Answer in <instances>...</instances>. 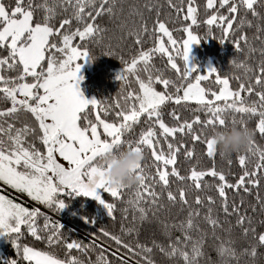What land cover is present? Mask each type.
I'll return each mask as SVG.
<instances>
[{"label":"snow or ice","instance_id":"6c2138e0","mask_svg":"<svg viewBox=\"0 0 264 264\" xmlns=\"http://www.w3.org/2000/svg\"><path fill=\"white\" fill-rule=\"evenodd\" d=\"M166 2L174 10L175 20L182 22L181 27L170 29L168 23L160 19L162 5L144 4V8L155 10L154 23L149 29L143 13H138L141 25L128 35L140 47L129 60L120 57L124 65L116 77L121 82L120 91L109 102L85 96L81 89L84 79L81 72L85 63L93 61L88 42H99L97 38H102L104 29L96 23L97 18L105 14L114 16L116 0H41L35 4L33 0H12V3L0 0V102L7 105L0 107V185L26 193L33 201L55 212L67 206L60 198L62 194L91 197L107 209L111 219H115L116 204L106 200L104 194L119 200L128 188H112L109 185L105 178L109 165L104 164L103 159L110 150L148 149L156 164L155 176L145 174L142 164L137 169L140 182L136 186L135 200L128 203L139 212L141 221L147 219L149 209L141 204L149 199L152 205L158 203V193L152 184L147 183L149 179L154 180L167 189L169 201H179L190 208L187 219L179 223L181 236L170 239L167 247L156 241H152V247L139 242L132 245L122 235L103 228L100 229L102 236L131 254L133 260L141 257L143 264H156L152 258L154 248L171 260L200 264V259L205 256L204 244L208 234L194 223L193 217H198L200 211L199 208L191 209L187 189L181 187L174 193L170 188V177L188 182L198 192L207 186L205 179L210 178L211 186L222 198L225 216L236 215V225L243 236L251 233L254 241L238 251L234 240H221L216 248L219 264H239L241 257L254 262L258 248L264 247V232L256 231L252 226V217L246 212L241 214L239 205L234 201L230 206L227 190L250 193L255 188L256 200L264 211V198L259 193L264 180V148L258 146L255 140L251 142L248 154L257 157L251 168L249 155L237 153L242 174L235 183H231L226 173L215 166L217 153L213 140L210 135L202 139V133L229 124L248 127L249 120L256 118L254 131L264 136V47L259 49L262 59L255 66L244 61H232L236 68L243 70V78L235 74L222 76L213 66H209L206 72H200L199 66L191 64L190 59L192 46L204 38H213L214 28L222 34L221 43L231 37L236 51L242 52L244 48L249 53L257 51L242 29L255 28L257 35L253 39H260L264 44V37L261 36L264 34V12L258 10L264 8V0H206L203 20L200 19L196 0ZM58 6L63 12L69 9L71 12L57 23V16L60 15ZM37 11L43 13L41 18H36ZM249 14L256 23L248 18ZM201 24L208 29L206 37L194 32V28H199ZM174 31H182L186 38L177 41ZM238 32L241 34L236 35ZM145 34L152 39L149 48L143 46ZM112 54L111 50L107 53L109 56ZM157 56L166 58L165 68H156L154 58ZM178 60L183 63H178ZM167 72H174L175 77L167 75ZM132 80L136 88L130 87ZM233 80L238 82L236 88L231 86ZM169 103L176 106L194 103L192 111L204 113L205 117L202 119L196 114L191 120H182L173 108L169 116L176 123L170 125L162 111ZM21 114L32 123L20 121ZM228 114H231L230 119ZM142 120L148 126L139 137L126 139L125 134ZM18 122L20 126H17ZM196 125L200 126V133ZM178 136H190L192 141L204 143L206 155L213 161L212 167L198 169L194 165L187 175L181 174L177 167L179 154L183 151L185 159L190 160L195 155V147H186L183 141L175 142ZM29 137L33 139L29 140ZM37 141L40 147H37ZM206 200L209 205L216 202L210 195ZM194 203L198 206L203 204L199 195L195 196ZM212 212V208L208 207L204 219L215 235V229L221 224ZM40 217L44 221L43 230L48 233L46 237L38 234ZM133 218L136 219L135 216ZM261 223L264 224V221ZM63 228L39 207L29 208L0 194V235L8 234L17 255L29 264H84L78 256L72 255V251H94L96 240L88 245L79 240L69 242L62 233ZM24 229L37 240L46 239L49 247L62 246L65 258L53 251L21 245L19 237L24 234ZM194 230L200 235L194 236ZM133 231V228L121 227L124 235ZM100 247L102 250L96 262L90 260L89 264H111L104 255L103 246ZM111 255L119 264H130L126 255L117 251ZM10 264L19 262L13 259ZM135 264H141V261L136 260Z\"/></svg>","mask_w":264,"mask_h":264},{"label":"trees","instance_id":"16d2710c","mask_svg":"<svg viewBox=\"0 0 264 264\" xmlns=\"http://www.w3.org/2000/svg\"><path fill=\"white\" fill-rule=\"evenodd\" d=\"M12 3V0H8ZM41 0H33V3H40ZM146 2H151L154 4L162 5L161 20H165L168 23L170 29H179L181 27V21L175 20L174 10L170 9L167 5L166 0H116L115 15L109 16L107 14L98 17L96 23L104 29L102 33V38L98 37L99 42L89 41L88 48L93 57V71L87 73L86 79L84 81V88L88 94L95 95L98 99H107L109 102L114 100L117 93L120 91V81L116 79L117 74L123 69L124 65L121 63L120 57L123 56L125 60H129L133 55L137 53L139 45L134 43V38L128 35L129 32L133 30H138L141 25V16L138 13H143V18L147 22L149 29H151L155 20V10H148L144 8ZM199 5L200 19L205 18L204 7L206 0H196ZM264 12V8L258 9ZM57 11L60 13L57 16L56 22L58 23L60 19L65 16L70 15L71 9L68 12H63L62 8L57 7ZM172 13V16H169ZM243 14V13H241ZM43 13L41 11L36 12V18H41ZM249 19L254 18L249 14ZM208 29L206 26L201 24L199 28H194V32L199 34L201 37H206ZM243 33H246L249 37V42L252 47L256 48L257 51L249 53L247 48L244 51H236L231 37L221 43V32L218 28L213 29V38H204L198 45V57L200 61L204 62L206 59L213 57L215 62V67L218 68L219 73L222 76H232L239 75L243 78L244 73L242 69L236 68L232 61L235 60L236 63L244 61L252 66H255L260 59H262L259 49L264 47L260 39H253L257 35L255 28L245 27L242 29ZM174 38L177 41H181L185 38V33L182 31H174ZM238 32L236 35H240ZM264 37V34H261ZM144 48H149L152 46V39L149 35H144ZM111 50L113 53L111 56L107 53ZM178 63H183L182 60H178ZM154 64L156 68H165L166 58H160L159 56L154 58ZM167 75L175 77L174 72H167ZM143 75V73H141ZM237 81H231V86L233 88L237 87ZM206 86L214 87L213 85L207 84ZM131 88H136L137 85L134 80L130 85ZM254 98V97H253ZM4 102H0V107H6ZM175 108L176 111L181 115V119L191 120L196 114L201 115L203 119L205 117L204 113H195L192 111L195 108L194 103H189L188 105L176 106L173 103H169L162 108L164 113V119L170 125L176 122L169 116L172 109ZM229 119L231 118V114ZM112 117H109L111 119ZM20 121L32 123V121L21 114ZM257 123L256 118H252L248 122V127L255 129ZM17 126H20L19 122ZM148 125L142 120L140 124L136 125L133 130L125 134L126 139L135 140L139 137L140 132L145 129ZM198 133H200L201 128L199 125L195 126ZM210 129L205 130L202 133V139L204 136L209 135ZM29 137V140H32ZM254 140L256 144L264 148V136H261L258 131L255 132ZM183 141L186 147H195V155L192 159L186 160L183 151L178 157V169L181 174L187 175L192 166H196L198 169H207L212 167L213 161L206 155V145L202 142L192 141L190 136H178L175 142ZM164 144V142H161ZM40 143L37 141V147H40ZM145 160L143 162L145 174L149 176H155L156 164L153 157L151 156L150 150L145 149ZM249 155V168L255 163L257 159L256 156L252 154ZM237 154H233L231 157L224 158L218 153L215 157V166L217 170H222L226 173L227 179L231 183H235L239 175L242 174V169L238 165L236 159ZM231 160V164H229ZM171 184L170 188L175 193L181 187L187 189V198L191 209L199 208L200 215L198 217H193L194 223L199 226L200 229L207 232L204 244L205 256L200 259V264H219V257L216 252V248L221 240L227 241L229 239L234 240L235 247L238 251L243 248L249 247L252 241V234L249 233L247 237L243 236L241 229L236 225V215L225 216L222 211V203L218 196V193L214 187L211 186L212 182L210 178H206L204 183L207 185L202 191H197L188 182H180L174 177H170ZM147 183L152 184L155 191L158 193L156 205H152L150 199L147 203H142L141 206L149 209L147 219L141 221L139 219V212L135 210L133 205L129 204V200H135L136 186L128 188L125 190L119 200L110 197L107 194L105 199L109 202L116 204V210L114 212L115 219H111L107 213V209L99 203V201L91 198L85 197L83 195H67L60 196L61 199L65 200L66 207L59 212H55L51 209L43 206H37L28 200H24L19 196L9 193L7 190L0 188V192L9 196L19 203H23L25 206L39 207L41 212L52 217L54 221L59 222L64 226L62 233L65 238L70 242L71 240H79L83 244L88 245L93 240H96V246L94 251H88L87 253L78 252L76 250L72 251V255L78 256L84 261V264H89V261L96 262L98 254L101 252V245L103 246L104 255L111 261V264H119L116 257L112 256L113 251H117L120 254L126 255L129 259L130 264H135L136 260H143L141 257H135V260L131 258V254L125 253V250L119 248L110 239L103 237L100 229L122 235L123 239L132 245L137 242L142 244H147L152 247V241H156L159 244L167 245L170 239L174 240L177 236H181V232L178 230L179 223L184 221L188 217V212L190 208L188 205H182L179 201L173 203L167 199V189L163 188L160 184L155 183L154 180L149 179ZM256 189L253 188L250 193H244L242 190L237 191L235 189L227 190V197L231 206L234 201L240 207L241 214L247 213L248 216L252 217L253 225L256 231L264 232V211L261 210L259 203L256 200ZM259 193L262 198H264V180L261 182L259 188ZM199 195L203 201L202 205H195L194 198ZM212 196L215 199V204L209 205L206 197ZM243 201V203H241ZM253 206L255 211H253ZM208 207H211L213 216L218 217L221 227L215 229V235H213V230L209 224L205 221L204 217L207 214ZM126 209V211H124ZM136 217L134 219L133 217ZM92 221H95L94 223ZM43 217L38 219V225L40 227L39 235L46 237L48 233L43 230ZM176 225V227H173ZM133 228L130 235H124L121 233V227ZM167 226V227H166ZM23 235L19 237V243L21 245H28L29 247L36 248L37 250L53 251L61 258H65V250L62 246L49 247L46 239L37 240L27 232L26 229L23 230ZM166 233H170L171 236ZM194 236L200 235L199 232L195 230L192 233ZM10 237V236H9ZM219 237L220 239H217ZM258 255L256 260L253 262L247 257H241L239 264H264V247L258 248ZM152 258L155 260L156 264H183L182 261L171 260L165 257L158 249H153ZM16 259L19 264H29L28 261L22 260L20 255H17V250L14 247L13 241L10 238L9 243L6 245L2 252V257L0 259V264H10V262ZM235 264V262H234Z\"/></svg>","mask_w":264,"mask_h":264},{"label":"clouds","instance_id":"9594fccd","mask_svg":"<svg viewBox=\"0 0 264 264\" xmlns=\"http://www.w3.org/2000/svg\"><path fill=\"white\" fill-rule=\"evenodd\" d=\"M213 140V147L221 157L228 158L233 154H248L255 131L250 127L229 124L217 127L209 133ZM145 160L144 151L123 148L110 150L104 157L103 163L109 165L105 171V178L112 188H132L140 182L137 169Z\"/></svg>","mask_w":264,"mask_h":264},{"label":"rangeland","instance_id":"374dc122","mask_svg":"<svg viewBox=\"0 0 264 264\" xmlns=\"http://www.w3.org/2000/svg\"><path fill=\"white\" fill-rule=\"evenodd\" d=\"M185 38H186V36H185ZM198 45L199 44H194L192 46L190 63L193 64V65H198L200 72H206L208 70L209 66L215 67L214 58L210 57V58L206 59L204 62L200 61V59L198 57ZM92 71H93V61H90V62L84 64V66L82 68V72H81V75H83V77H84V79L81 81V89L83 90L85 96L88 97V98L95 97V95H93V94H88L86 92L85 88H84V81L86 79L87 73H91ZM60 162L63 163V160L61 159ZM0 188L5 189L9 193H12V194H14L16 196L21 197L24 200H28V201H30L31 203H34L37 206L38 205L39 206H43V205L39 204L38 202L33 201L30 197L27 196L26 193H20V192L14 190V189H11L10 187L2 186V185H0ZM0 194H3V193L0 192ZM3 195H5V194H3ZM8 198H10V197L8 196ZM10 199H12V198H10ZM15 202H17V201H15ZM17 203H19V202H17ZM9 241H10V237H9L8 234L0 235V259L2 257V252L5 249L6 245L9 243Z\"/></svg>","mask_w":264,"mask_h":264},{"label":"water","instance_id":"95a60500","mask_svg":"<svg viewBox=\"0 0 264 264\" xmlns=\"http://www.w3.org/2000/svg\"><path fill=\"white\" fill-rule=\"evenodd\" d=\"M65 194H62V196H64Z\"/></svg>","mask_w":264,"mask_h":264}]
</instances>
